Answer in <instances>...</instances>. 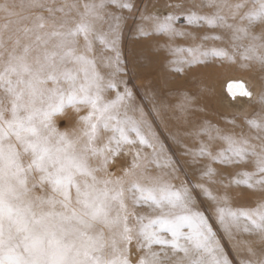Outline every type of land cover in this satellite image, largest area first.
<instances>
[{
  "label": "snow or ice",
  "instance_id": "1",
  "mask_svg": "<svg viewBox=\"0 0 264 264\" xmlns=\"http://www.w3.org/2000/svg\"><path fill=\"white\" fill-rule=\"evenodd\" d=\"M110 5L130 12L136 7L132 0L82 5L68 0L60 4L21 0L17 5L4 0L0 4L4 13L0 24V264H172L177 253L183 257L175 264H232L209 217L197 207L189 182H174L179 177L171 161L169 172L156 175L141 163L144 157L136 145L155 153L159 139L147 114L125 102L131 99V91L125 87L115 99H105L106 91L117 89L114 77L122 71L117 47L122 17L108 13L115 23L107 35L94 34L89 18L103 19ZM193 6L215 11L198 14L187 9L189 25L204 22L231 30L233 41H249L239 44L242 58L264 66V0H204ZM73 11L79 20H74ZM179 18L173 13H149L146 5L140 13L139 34L147 37L154 31L172 40L191 35L175 27ZM257 26L262 28L260 33L252 31ZM94 39L104 46L99 51ZM167 48L174 65L203 64L209 56L234 60L224 50H204L203 45L169 44ZM107 51L115 55L108 56ZM102 68L112 71L106 76ZM234 87L251 96L243 84ZM80 106L88 108L79 117L81 127L61 131L56 117L68 107L79 112ZM129 109L139 111V117L130 116ZM245 119L247 132L207 122L186 132L199 144L185 145L184 155L193 164L207 161L201 170L207 184L198 182L195 188L215 205L216 220L226 236L234 239L235 233L245 232L264 240V198L255 206L243 202L247 190L264 196V110ZM203 134L206 140L201 139ZM160 148L163 151V145ZM128 152L132 153L130 166L121 175L110 171L116 158ZM214 164L245 168L225 183L216 179ZM215 184L223 185L224 192H215L210 187ZM232 185L244 186L238 197L228 191ZM237 198L241 202L234 206ZM154 245L160 246L159 251ZM248 252L256 256L250 246ZM239 264H264V259H244Z\"/></svg>",
  "mask_w": 264,
  "mask_h": 264
},
{
  "label": "rangeland",
  "instance_id": "2",
  "mask_svg": "<svg viewBox=\"0 0 264 264\" xmlns=\"http://www.w3.org/2000/svg\"><path fill=\"white\" fill-rule=\"evenodd\" d=\"M9 2H14L19 5L21 0H9ZM63 2L64 0H57V4ZM68 2L82 5L83 3L98 2V0H68ZM132 2L136 7L131 12L127 9H118L110 5L102 14L103 19L89 18L93 22L94 34L107 35L110 26L115 23L108 13H115L122 17L119 28V42L117 45L120 52V67L122 71L114 77L117 89L106 91L104 93L105 99H115L117 91L122 94L125 87L131 91V99L125 102L130 103L134 109H142L147 114V118L152 125V130L159 139V143L156 144L155 153L152 148L139 144L136 145L144 157L141 163L147 165L151 173L156 175L169 172L168 164L169 160L171 161L173 166L178 170L176 175L179 178L174 182L176 184L182 181L189 182V186L193 188L197 207L209 217V222L217 233V237L228 258L232 261V264H239V261L244 259H264V240H261L258 234L245 232H237L234 235V239H229L216 220L214 213L215 205L203 196L200 189L195 188V184L198 182L207 184L206 180H202L201 171L203 164L207 163V161L193 164L191 163V157L184 155L186 150L185 145L189 148H195L198 147L199 141L192 136L186 135V133L181 134L180 127L182 124L187 128H190L191 125L197 128L199 125L207 122L224 130L234 129L238 132L243 129L247 132L249 126L245 118L251 119L264 110V103H262L261 99L264 97V66H261L255 60L246 61L241 58L240 61L239 59L225 61L220 56L206 57L205 63L191 67L188 66L187 68H184V65H174L170 63L174 57L169 53L167 48L169 40H172L168 35L154 31L152 35L147 37L139 34L138 28L142 23L140 13L144 11L145 6L147 5V11L149 13L160 15L155 10H157L156 7L163 6L169 10L164 15H168L169 13L179 15L180 18L175 22V27L187 33L190 31L196 33L197 40L193 42L191 47L203 45V49L209 51L212 49H224L227 46V42L202 41V34L217 32L227 34L226 30L222 27H210L204 22H200L201 26L195 28L188 24L186 15L187 9H191L198 14H210L215 9L193 6L202 5L204 0H132ZM229 2L235 3L236 0H229ZM0 3H4V0H0ZM176 4H180L183 7L179 9L168 7V5ZM16 10L19 11V8L17 7ZM79 11L82 12L84 9L80 7ZM225 14H227V10H225ZM44 15L47 16L48 13L44 12ZM62 15V13H57V16ZM71 15L74 20L80 19L75 11ZM164 15L161 14L160 16ZM12 19H15V17H12ZM145 26L149 31H152L150 23H146ZM185 38L187 36H177L175 40H172V44L183 46L181 43ZM80 43L81 45L84 43L82 37ZM93 44L97 51L104 47L100 44L99 39H94ZM106 55L114 56L115 54L107 51ZM239 63L247 65L248 68L243 69L236 66ZM178 66L183 67V71H176L175 69ZM198 69L202 71L208 70L212 73L208 77L195 81L193 74L195 75ZM101 70L106 76L112 71L111 68H102ZM232 79L233 82H236L234 79L241 81L243 86H245L244 88L251 93L248 99L242 97L236 98L235 100L242 101L238 104H226L225 100L222 101L220 98V93H223V96H226V99L230 102L231 97L222 86L225 81ZM211 80H214L212 87H210ZM197 82H200L198 89L190 91L189 89L194 88ZM235 95L238 94L236 93ZM184 99H191V101L193 99L192 106L195 105L199 120L193 121L191 118L188 120L186 117L187 114L181 115L180 117V115L173 111L176 108L175 111L177 112ZM211 100L213 101V106ZM87 112L88 108L84 106H80L79 112L75 108L68 107L65 114L56 117L57 127L61 131H71L74 128H79L81 127L79 117L86 115ZM128 114L133 117H139V111H133L132 109H129ZM231 121H235V124L231 123ZM186 127L184 128L186 129ZM201 139L206 140V134H203ZM160 145H163V151H161ZM131 160V152L121 153L116 158L115 163L110 165V171L121 175L122 171L130 166ZM213 167L217 169L218 175L216 179L223 180L225 183L235 179L237 171L245 168L244 165L229 167L219 164H214ZM247 170H251V168L248 167ZM210 187L215 192H224V187L221 184L210 185ZM243 187L232 185L228 191L238 197ZM261 198H264L261 193L254 190H247L243 202L255 206V202ZM240 202L238 198L234 199L233 205L235 206ZM249 246L256 252L255 257H252L248 252ZM153 247L157 251L160 249L158 245H154ZM178 257H183V253H177L176 256H173L172 264H175Z\"/></svg>",
  "mask_w": 264,
  "mask_h": 264
},
{
  "label": "bare ground",
  "instance_id": "3",
  "mask_svg": "<svg viewBox=\"0 0 264 264\" xmlns=\"http://www.w3.org/2000/svg\"><path fill=\"white\" fill-rule=\"evenodd\" d=\"M0 4H3V3H0ZM157 10H155L157 13H159L160 15H164L166 14V12L168 13L169 10L164 8L163 6H158L156 7ZM166 9V10H165ZM4 13L0 12V24H3L4 23ZM230 23H232L233 21L230 19L229 20ZM194 26L195 28H199V26H201L200 24L199 25H192ZM225 29V28H224ZM227 34L226 33H221V32H217V33H206V34H202V39L203 37L205 36H209V37H215V36H219L221 37L220 39H207L208 41L212 40V41H222V42H227V46L224 47V49H220V50H224L225 52L228 53L229 56H232L234 57V60L235 59H240L242 58V55L241 53L243 52V48L239 47V44L240 43H243L244 45H247L249 43L248 40H244L242 42H237V41H233L232 39V33H231V30H228V29H225ZM253 32L255 33H260L262 31V28L261 26H257L255 28L252 29ZM190 33L191 35H187V38H185V40H183V42L181 43V45H183L184 47H191L193 42H195V40H197V36H196V33L194 31H190L188 32ZM206 40V41H207ZM202 41H205V39H203ZM172 40L168 42V45L169 44H172ZM235 45V46H234ZM206 60V59H205ZM225 61H234L233 59H227V58H224ZM236 66L240 67V68H243V69H247L248 66L245 65V64H242V63H239L237 64ZM188 66L184 65V68H187ZM211 71H202L201 69H198L196 70V73L195 75L193 74V79L196 81L197 79L201 80L205 77H208L209 75H211ZM245 75V74H243ZM234 81L236 82H233V79L232 80H227L224 82L223 84V88H225L227 94H229V96L231 97V100L230 102L226 99V96L224 97L223 96V93H220V98L223 100H225V103L226 104H238V103H241L242 101H238V100H235L236 98H239V97H242V98H249L250 96H245V95H241V89L239 88H236L234 87L235 85L237 84H242L241 81H237L234 79ZM243 82V81H242ZM199 83L200 82H197L196 86L192 89H189L190 91H194V90H197L198 87H199ZM214 83V80H211L210 82V87H212ZM244 83V82H243ZM232 85L233 86V91L230 92L229 91V86ZM247 86V85H246ZM245 87V86H244ZM201 88V87H200ZM246 89V88H244ZM249 89V88H248ZM222 90V89H221ZM248 91V90H247ZM233 92L238 95H233ZM214 94V93H213ZM193 101V99H192ZM192 101L191 99H184L183 102H182V105L178 108L177 112L175 111L176 108H174V112L177 113L178 115H186L187 119L190 120V118L193 120V121H196L197 119L199 120V115L195 109V105L192 106ZM211 104L213 106V101L211 100ZM200 126V125H199ZM181 127V134L183 133H186V131H191L193 129H195L196 126L194 125H191L190 128H187L186 126H183L182 124L180 125ZM186 127V129L184 128ZM198 128V127H197Z\"/></svg>",
  "mask_w": 264,
  "mask_h": 264
}]
</instances>
